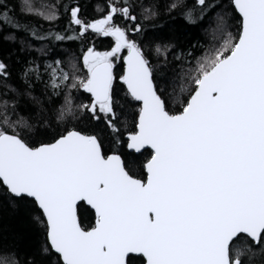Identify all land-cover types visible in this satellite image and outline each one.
<instances>
[{
  "label": "snow or ice",
  "instance_id": "snow-or-ice-1",
  "mask_svg": "<svg viewBox=\"0 0 264 264\" xmlns=\"http://www.w3.org/2000/svg\"><path fill=\"white\" fill-rule=\"evenodd\" d=\"M87 6L0 0V264H264V0Z\"/></svg>",
  "mask_w": 264,
  "mask_h": 264
},
{
  "label": "trees",
  "instance_id": "trees-1",
  "mask_svg": "<svg viewBox=\"0 0 264 264\" xmlns=\"http://www.w3.org/2000/svg\"><path fill=\"white\" fill-rule=\"evenodd\" d=\"M48 2V3H56L59 4L61 0H37V3ZM87 3V10L86 14L88 17H97L99 18L101 13L98 12L96 9L97 7H103L105 5L106 0H85ZM43 23V21H41ZM172 27H166L163 31L159 32L158 34L161 36H179L181 40L188 41L191 40L193 43L196 42L197 38L206 39V37L202 36V33L199 29L195 27H185L184 22L182 20H176L171 22ZM92 40L95 41V45L99 50H105L107 48L108 43L110 42V38H100V37H91ZM74 49L76 48L75 45L72 46ZM135 112V109L131 110ZM124 119L126 121V127L132 128L133 121L132 116L129 115L128 111L126 110ZM124 132L123 139L128 135V132L122 128ZM126 150V149H125ZM0 225H2L4 229V235L11 239L15 237L17 242L20 243L22 246L26 245L30 238L34 239V237H30L25 222H23L20 217L13 213L10 209L5 208L2 214V218H0Z\"/></svg>",
  "mask_w": 264,
  "mask_h": 264
},
{
  "label": "water",
  "instance_id": "water-1",
  "mask_svg": "<svg viewBox=\"0 0 264 264\" xmlns=\"http://www.w3.org/2000/svg\"><path fill=\"white\" fill-rule=\"evenodd\" d=\"M125 139H127V136L125 137Z\"/></svg>",
  "mask_w": 264,
  "mask_h": 264
}]
</instances>
